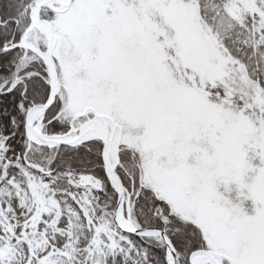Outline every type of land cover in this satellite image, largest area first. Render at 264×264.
<instances>
[{
	"label": "snow or ice",
	"instance_id": "obj_1",
	"mask_svg": "<svg viewBox=\"0 0 264 264\" xmlns=\"http://www.w3.org/2000/svg\"><path fill=\"white\" fill-rule=\"evenodd\" d=\"M0 264H264V0H0Z\"/></svg>",
	"mask_w": 264,
	"mask_h": 264
}]
</instances>
